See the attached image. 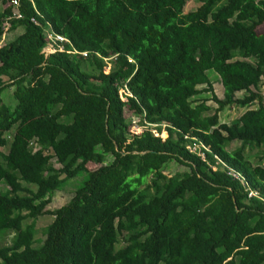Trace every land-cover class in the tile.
<instances>
[{"label":"trees","instance_id":"1","mask_svg":"<svg viewBox=\"0 0 264 264\" xmlns=\"http://www.w3.org/2000/svg\"><path fill=\"white\" fill-rule=\"evenodd\" d=\"M11 1L0 0V41L19 31L0 46V264H264V0L187 12L189 0ZM48 27L69 43L45 56ZM226 108L245 111L222 123ZM172 161L187 170L165 175ZM80 174L68 203L47 210Z\"/></svg>","mask_w":264,"mask_h":264},{"label":"rangeland","instance_id":"2","mask_svg":"<svg viewBox=\"0 0 264 264\" xmlns=\"http://www.w3.org/2000/svg\"><path fill=\"white\" fill-rule=\"evenodd\" d=\"M199 5V0H189L187 5L185 6V12L187 11H192L194 10L197 6ZM258 34H262L264 33V25L260 26L257 29ZM19 34V31H15L13 33H6L5 36H3L2 40L0 41V46H3L4 44L8 43L9 41L13 40L15 38L16 35ZM45 52V51H44ZM46 54V52L44 53ZM111 66H107L106 69L108 70V68H110ZM210 79H211V83H212V87H213V93L218 97V98H222L223 95V88L220 84L219 78L215 75V74H210ZM14 88H8L5 89L3 91V93L1 94V99L2 102L9 106V107H14L15 101L12 97V91ZM259 92L260 95L263 98V105H264V77L262 78V81L259 85ZM210 98V95L208 93H204L198 97L195 98L196 102H200V100L204 99V98ZM236 98H243V93H238L236 95ZM207 105L212 106L213 108H215V104L212 101H208ZM250 108H257V103H253L251 106H249ZM245 111V109H239V108H226L224 109L220 114V121L222 123H230L233 120L237 119L243 112ZM138 119L133 117L132 118V122H138ZM141 131V129L138 127H134L133 128V132L134 133H139ZM12 134V133H11ZM235 147H239L238 143H235L233 145H229L227 147V150H233ZM245 155L247 157V159L253 163L254 165H262L263 161L260 162L259 158H260V151L258 149H249L248 147H245ZM3 152L7 153L8 149L4 148ZM110 162V158L106 159V163ZM51 163L53 165L54 168H59V164L57 163V161L55 159L51 160ZM100 165H95V164H90L88 166L89 170H95L97 168H99ZM187 168L185 166H182L180 164H177L176 162L172 161L169 164H167L165 166V168L163 169L164 174L167 176H172L175 173H181L186 171ZM84 179V174H80L77 177L67 180L65 181L58 190H56L52 197H51V202L50 204L47 206V210H54L57 209L63 205H65L66 203H68V201L71 199V197L73 196V193L75 191V189H77L81 183L82 180ZM6 190V186L1 183L0 184V192H4ZM53 220V217L51 215H45L42 216L40 218H38L36 220V224H35V228H34V247L38 248L42 245V242L44 241L45 238V228L46 226H48Z\"/></svg>","mask_w":264,"mask_h":264},{"label":"built area","instance_id":"3","mask_svg":"<svg viewBox=\"0 0 264 264\" xmlns=\"http://www.w3.org/2000/svg\"><path fill=\"white\" fill-rule=\"evenodd\" d=\"M8 5H12V6L16 7V6H18V0H12L11 2L8 3ZM14 16L17 19L20 18V15H18V14L14 15ZM31 21L36 24V21L34 19H31ZM44 33H45V38H46V45L43 48L42 52L43 53L46 52V54H44L45 56H47L49 54H52V53H55L56 51H62L64 44L69 43L68 40L65 37L53 33V31L50 29V27L45 29ZM72 53L74 55L80 56L83 59L87 58V52H77L76 50L73 49ZM107 61L108 60L106 59L105 62H107ZM107 66H110V65L107 64ZM108 71H109V68L107 70L106 67H105L104 72L108 73ZM119 93H120V98H121L122 101H126V98L124 97L125 95L130 96V94H129V92H128V90H127V88L125 86L122 89H120ZM185 138H187V137H185ZM191 140L193 142L196 141L194 138H191ZM186 148H187V150L189 152L197 154L201 159H205V155L201 151V149H203L204 151H208V148L205 147L204 145L200 144V143L188 144L186 146ZM218 162H220V161H218ZM227 174L232 176L233 178H237L238 179V176L235 173L231 172V171H228ZM253 196H256V193L249 192V197H253Z\"/></svg>","mask_w":264,"mask_h":264}]
</instances>
